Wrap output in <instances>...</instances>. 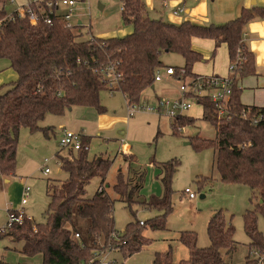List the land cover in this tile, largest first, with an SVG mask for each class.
Masks as SVG:
<instances>
[{
  "label": "trees",
  "instance_id": "trees-1",
  "mask_svg": "<svg viewBox=\"0 0 264 264\" xmlns=\"http://www.w3.org/2000/svg\"><path fill=\"white\" fill-rule=\"evenodd\" d=\"M46 1L55 0H31L23 6L38 14L37 22L31 23L27 12L23 15L18 10L7 12L5 6L10 0H0V58L6 59L16 73L14 80L5 83L9 87L0 93V179L15 174L21 126L31 131L39 129L47 135V128L39 125L47 113L62 114L75 105L93 107L103 113L105 107L99 94L104 89L119 91L127 104H137L143 90L153 88L154 73L163 68L160 57L164 52L176 53L183 59L181 67L164 66L173 68V77L196 79L200 75L192 71V66L204 59L192 47V40L211 39L212 55L224 43L229 64H235L227 75L231 87L226 105L228 114L217 118L209 98H198L201 119L211 123L214 136H191L190 142L197 150L214 151L213 167L221 181L250 189L249 200L256 201L253 209L243 213V230L250 246L264 252V235L256 225L258 213L264 219V118L255 117L264 107L247 105L239 99L240 80L258 74L254 53L244 40V29L252 19L264 17V6L255 3L249 8L241 7L238 15L219 24L188 20L173 23L149 16L143 0H120L122 21L132 31L110 37L89 32L88 37L82 38L81 24L67 28L59 15H51L49 24L42 20L40 13L45 10ZM107 68L117 76L112 87L107 86L104 76ZM181 69L183 73L179 74ZM242 112L246 118L241 116ZM193 120L184 115L171 120L172 132L179 131L176 124ZM88 140L83 135L79 149L67 148L66 155L56 153L60 173L65 178L46 181L50 200L45 221L33 223L32 219L24 218L21 224L0 230V235L22 242V253L41 254V264H99L100 257L109 250H118L127 257L150 242L143 235L144 226L152 230L165 228V217L172 209L170 181L178 161L159 163L163 194L142 202L161 213L145 222L129 221L119 234L114 230L113 200L103 187L111 160L101 155L88 157V148H84ZM95 176L100 184L92 196H87L86 185ZM137 177L128 187L120 175L113 186L128 207L138 192ZM13 211L7 209V213ZM233 234V225L218 210L207 222V246L196 244L195 232L182 231L179 241L187 248L188 257L176 262L171 251L155 252L151 264H228L224 254L235 248ZM246 264H253V260L247 257Z\"/></svg>",
  "mask_w": 264,
  "mask_h": 264
},
{
  "label": "rangeland",
  "instance_id": "rangeland-1",
  "mask_svg": "<svg viewBox=\"0 0 264 264\" xmlns=\"http://www.w3.org/2000/svg\"><path fill=\"white\" fill-rule=\"evenodd\" d=\"M144 1V0H143ZM198 0H185L180 4L179 16H185L183 11L187 5L195 4ZM252 0H207L206 12L200 15L201 23H223L235 17L241 7H251ZM256 5L264 6V0H255ZM17 0H10L5 6L7 12L19 7ZM145 3V1H144ZM120 0H77L73 6V21L80 22L82 38L89 32L96 36L119 34L129 25L121 18ZM166 8L169 2L163 4L161 0H152V5L145 3V9L151 17H166ZM260 18V17H256ZM254 20V19H253ZM251 20V21H253ZM248 23L245 26L247 29ZM246 40L250 48V39L257 48L264 52V33L248 34ZM193 43L208 51L209 57L219 65L217 73L227 72L226 46L221 43L213 52V43L207 38H194ZM204 54V53H203ZM204 56V55H203ZM162 78L153 82V88L143 90L137 107L129 113L130 104H127L123 94L119 91L101 90L100 103L105 107L102 114L117 117L116 120L101 125L95 108L87 106H72L62 114L47 113L40 121L41 127L47 128V135L41 130L31 131L21 126L18 131L16 145L15 174L0 179V230L7 222V209H23L33 223L45 221L49 195L46 192L47 179H64V173H58V158L56 153L66 155L67 148L59 145V138L63 130L82 133L89 138L88 157L105 156L111 160L105 175L103 187L113 200V218L115 233H122L129 221L145 222L160 214L159 209L145 207L142 202L163 194L161 181L162 169L159 163L169 160L178 161L170 181L172 209L165 217V228L152 230L143 227V235L150 242L139 251L124 257L118 250L107 251V260L111 264H151L155 252L171 251L173 261L188 257L187 248L179 241L180 232L193 231L196 234V244L205 247L209 244L207 222L218 210L224 219L234 227L233 238L235 248L224 258L228 264H246L247 257L253 254L250 239L243 230V213L254 208L255 198L251 197L250 189L243 184L226 183L220 180L217 170L213 167L214 151L209 148L197 150L191 136L213 138L214 129L210 122L201 119L202 108L194 104L184 116L194 118L176 124L180 127L176 133L172 132L171 119L156 111L141 108L143 103L155 105L158 98L174 99L179 97L178 85L181 80L168 78L164 75V66L181 67L183 59L176 53H162ZM197 63L193 68L197 71L204 69L211 63L205 60ZM221 71V72H220ZM257 75H249L239 82L241 90L239 99L250 105L258 101L253 100L259 94L264 103V55L261 64L256 65ZM16 78V73L9 66L6 59L0 58V93L9 86L8 83ZM186 82V81H184ZM261 103V102H258ZM128 145L127 153L121 152L122 145ZM45 160L47 163H45ZM49 168L44 175L43 169ZM122 176L123 182L132 183L134 177L140 178L138 192L134 194V203L130 207L115 193L113 186ZM206 177V179L204 178ZM100 184L99 177L90 179L86 185V195L92 196ZM28 186L29 197L25 204H21L22 188ZM184 189L195 193L189 198ZM202 195V196H201ZM257 229L264 235V219L257 214ZM35 229V227H34ZM22 242L14 241L9 235H0V264H41V254L27 255L20 251Z\"/></svg>",
  "mask_w": 264,
  "mask_h": 264
},
{
  "label": "built area",
  "instance_id": "built-area-1",
  "mask_svg": "<svg viewBox=\"0 0 264 264\" xmlns=\"http://www.w3.org/2000/svg\"><path fill=\"white\" fill-rule=\"evenodd\" d=\"M77 0H55L46 1L45 2V10H43L40 14H42V20L45 23H51V15H59L64 23V26L67 28L74 27L77 25V21H73V6ZM28 13V19L31 23H36L38 20V14L34 10H30V8L21 7L18 10L20 15ZM161 69L158 68L154 73V81H159L162 78ZM235 69V64L230 63L228 66V70L232 72ZM183 73L181 69L179 74ZM165 75H173L174 70L172 67H164ZM104 76L107 79V86L112 87L115 85L117 76L113 73L110 68H107L104 71ZM182 82L178 85V90L180 91V95L174 99H160L158 98L155 105H149L148 103H143L141 105L142 109L148 111H156L158 114H163L170 118L171 120L176 119L180 116L186 114V112L194 105L198 104V98L207 97L214 104V115L217 118L222 116H226L228 114L227 110V99L231 94V87L229 86V80L227 76H198L196 79H188L181 80ZM186 81V82H184ZM129 113L133 112V109L137 107L135 104H130ZM202 108V107H201ZM241 116L246 118V113L242 112ZM256 118H264V111L255 116ZM255 122L256 119L254 118ZM180 130V129H179ZM82 133H75L68 130H63L60 138L59 145L62 148H72L74 150L79 149L82 144ZM85 149L88 148L87 145L84 146ZM128 146L126 144L122 145L121 152L127 153ZM45 163L47 161L45 160ZM49 172V168L45 167L42 171L44 175ZM30 189L28 186H24L22 188V197L21 204H25L29 197ZM184 193L187 194L189 198H194L195 193L190 191L189 189H184ZM24 218L31 219L29 216H26L23 209L15 210L13 212L7 213V222L6 225L1 229V231L11 227L14 224H21ZM77 236V234H76ZM107 253H104L100 259L99 264H111L107 260ZM250 259L253 260V264H264V252L253 247V254Z\"/></svg>",
  "mask_w": 264,
  "mask_h": 264
},
{
  "label": "crops",
  "instance_id": "crops-1",
  "mask_svg": "<svg viewBox=\"0 0 264 264\" xmlns=\"http://www.w3.org/2000/svg\"><path fill=\"white\" fill-rule=\"evenodd\" d=\"M17 1L19 2L18 3L19 4V7L18 8H15L14 10H20L21 7H23L24 5H26L31 0H17ZM144 1H145V3L147 5H149V6L152 5V0H144ZM11 2H12V0H11ZM166 2H169L170 8H166L167 16L166 17H162L163 19H165L167 21H170V22H173V23H180L182 21L188 20V21H191V22H194V23H198V24H205V23H201L200 15H202V14H204L206 12L207 0H198V1H196L195 4L193 3L191 5H187V7L183 10L185 12V14H186L185 16H179V13L180 12H178V11H181L180 4H183L185 2V0H168V1H164L163 4H166ZM255 3H256V1H255ZM231 18H233V17H231ZM231 18H229V19H231ZM229 19H227V20H229ZM131 31H132V28L129 25L128 28H126L123 31H120L119 34L111 33V34H106L104 36H99V37L123 36V35H125L127 33H130ZM244 32H245V34H244V40H245V42L249 38L248 37V34L249 33L250 34L251 33L252 34H254V33L262 34V33H264V17L254 18L253 21H249L248 22V27H247V29H244ZM193 40H192V47L195 50L199 51L202 54V57H205V60H210L211 59V63H210L209 66H206L207 68L204 69V71H203L204 73H201L199 68H197V71L193 68L197 63L200 62V61H198V62H196V63L193 64L192 71L195 74L200 75V76H208V75L227 76L229 74V70H228V66H229L228 55L226 57L227 58V61H228L227 72L225 71L226 74L220 75L215 70L216 68L218 70H221V69H219V65L217 64V62L213 58L209 57L208 51H205V49H203L202 47H200L198 43H193ZM253 40H254L253 38L250 39V50L254 53L255 64L259 66V64H261V59H262V57L264 55V52H263V50L260 51L257 48V46L255 45V43H253ZM211 41H212V43L214 45L213 40H211ZM226 54H227V49H226ZM166 76H168V75H166ZM168 78H175V77H173V75H169ZM175 79L177 80V78H175ZM253 100L258 101V102H261V103H258V102L255 103L254 102L253 104H250V105L263 106L264 107V103H262L263 99L260 97V95L258 93L254 95ZM98 119L100 120L101 125H104L106 123H110L113 120H116L117 117L111 116L109 114H102V113H100L98 115ZM58 167H59V165H58ZM58 173L60 174V170H58Z\"/></svg>",
  "mask_w": 264,
  "mask_h": 264
},
{
  "label": "water",
  "instance_id": "water-1",
  "mask_svg": "<svg viewBox=\"0 0 264 264\" xmlns=\"http://www.w3.org/2000/svg\"><path fill=\"white\" fill-rule=\"evenodd\" d=\"M251 5H255V0L251 1ZM78 24H80V22H77ZM202 196V195H201Z\"/></svg>",
  "mask_w": 264,
  "mask_h": 264
}]
</instances>
